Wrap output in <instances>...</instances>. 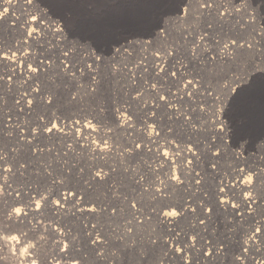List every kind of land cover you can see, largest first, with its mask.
Segmentation results:
<instances>
[{
  "label": "rangeland",
  "instance_id": "1",
  "mask_svg": "<svg viewBox=\"0 0 264 264\" xmlns=\"http://www.w3.org/2000/svg\"><path fill=\"white\" fill-rule=\"evenodd\" d=\"M179 2L33 0V5L19 7V25L8 26L10 16L2 21L0 52L10 59L0 60V83L11 86L0 85V154L13 172L0 177V184L7 180L0 194V220L13 234L35 237L31 242L38 245L30 259L36 264H144L143 257L154 247L151 241L160 236L188 243L195 236L196 248L186 249L193 264H255L234 257L251 243L245 241L253 230L264 225V73L250 76L246 83L254 81L253 87L226 100L223 109L218 104L214 108L213 100L235 74L244 73L250 52L257 63L264 59V0H217L224 6L219 12L214 8L200 15L194 6L187 18L177 14ZM41 10L60 25L62 34L26 27L27 17L39 16ZM41 22L47 24V17ZM33 28L39 37L29 35ZM234 37L243 38L242 43L250 40L255 48L236 53L233 60L208 62ZM196 45L205 49L199 58L190 54ZM22 55L28 59L26 69L18 59ZM193 78L185 88L184 82ZM189 89L193 94L185 95ZM28 100L32 103L25 105ZM49 122L62 133L54 130L47 139L32 140L52 149L34 156L27 131ZM189 146H194L191 151ZM105 147L109 151L102 152ZM165 150L168 157L162 155ZM25 161L27 168L21 167ZM242 175H251L255 183L246 185ZM58 189L78 196H69L59 210L53 196L51 204L36 211L29 195ZM246 192L257 203H250ZM218 198L228 201L226 206ZM190 205L215 211L201 224ZM14 206L28 213L19 223L5 217ZM93 206L95 213L88 211ZM173 208L179 212L175 218L161 212ZM98 239L104 240L102 255L93 251L92 241ZM215 247L223 250L214 257L202 255ZM18 257L5 248L0 264H21ZM148 264L184 262L157 250Z\"/></svg>",
  "mask_w": 264,
  "mask_h": 264
},
{
  "label": "snow or ice",
  "instance_id": "2",
  "mask_svg": "<svg viewBox=\"0 0 264 264\" xmlns=\"http://www.w3.org/2000/svg\"><path fill=\"white\" fill-rule=\"evenodd\" d=\"M24 3L26 5H33V0H24ZM3 4L4 5H11L12 4V0H3ZM195 6V10L197 13H199L200 15H204L206 12H210L211 10H213L215 8V10L217 12L220 11V9L223 7L222 4H217V0H180L179 3H177L175 5L176 7V12L179 16L182 17H189L192 15L193 13V8ZM9 12V7H3L2 9H0V21H4L6 14H8ZM199 17H197L198 19ZM46 16L43 12H41L39 14V16L32 14V19H31V23L34 25L39 26V24L41 23V21L45 20ZM35 28H33V33L35 32ZM32 33H29V35H31ZM243 38H232L231 44H225L224 45V49L222 53H216V54H212L209 55L207 57L208 62H214L217 59H226V58H234L235 54L238 52H245V51H249L251 49L255 48V45L251 43L250 40L244 39L243 43L241 42ZM197 48L200 49V51H197ZM205 51V49L202 48V46L200 45H196L190 52L192 57L195 58H199L202 53ZM165 55H171V52H165ZM251 58L247 61L246 65H245V71L243 74H235V79L225 83L223 85L222 90L216 94L214 96V100H213V106L214 108L216 107V105L218 104L220 109H223L225 107V101L226 100H235L237 97H239L241 94H243L244 92H246L249 88L253 87L254 81L252 83H246L250 76H253L257 73H264V59H262L259 63H257L256 61V57L253 53H249ZM157 55H159V52H157ZM10 59V57L8 56V54L6 52H0V60H8ZM13 63H15V61H13ZM154 66H156L154 64ZM89 67H91V65H89ZM145 67H147L145 65ZM161 71H163V69H161ZM158 75V73H157ZM171 76H176L177 73L172 72L170 74ZM9 79H11V77H9ZM194 79H190L184 82V86L185 88H188V85H192L194 83ZM90 89L92 92L96 91L95 87H91ZM226 89V91L224 90ZM235 89V94H233ZM205 91H209V89H205ZM193 93L191 92V90L189 89L188 91L185 92V95H192ZM211 94V92H210ZM139 95V94H138ZM161 99H167V97H161ZM49 103H52L51 100L48 101ZM17 104L20 103L19 100L16 101ZM32 102L30 100L25 101V105H30ZM165 107H167V105H165ZM20 111H24V107L22 106L20 108ZM214 115L216 114L215 111L213 113ZM8 120H11V117H8ZM75 124L80 123L79 120L74 121ZM51 125V126H49ZM89 125H91V122L89 121ZM54 130L56 132L61 131L60 127L56 124H51V122H49V124H43V123H39L35 126V128H29L27 131V135L25 136V140L28 142V146H29V151L33 152L34 156H37V154H42L43 152L47 151L51 154L52 149L51 148H44L41 146L40 143H36L33 144L32 140H41V139H47L48 136L54 134ZM93 131H95V129H93ZM153 131H155V129H153ZM47 134V135H46ZM156 135H159L158 132H156ZM102 142L106 145L107 141H104L103 138ZM137 147H139V145H137ZM192 147L194 146H189L186 148V150L191 151ZM34 150V151H33ZM102 152H106L109 151L108 148H103L101 149ZM173 155H175V150H173ZM216 156H219L220 153L217 152L215 153ZM65 155H67V153H65ZM162 155L165 157L169 156V152L167 150L162 152ZM196 153L193 152V156H195ZM39 158V157H37ZM0 161H3V164H0V168L3 169L2 172H0V177L3 176L4 173H12L13 172V168L12 167H5L4 165H8L10 163V161L8 160L7 157L3 156L2 154H0ZM172 163H176V161H172ZM181 164L183 163V161L180 162ZM188 164H192L193 160L192 159H188L187 161ZM21 167H28L27 162H22L21 163ZM49 167H51V165H49ZM211 169L214 171L216 164L215 163H211L210 165ZM43 171V168L41 169ZM17 172H19V168L16 169ZM23 174V173H21ZM47 175H51V173H47ZM195 176L198 178L195 180L196 184H200L201 183V174L199 171L195 172ZM101 179H103V177H101ZM175 179L177 181H179L180 183H183V180L181 179L180 176H176ZM240 181H242L243 183H245L246 185H253L255 183L253 177L251 175L248 176L247 179H245V177L242 175L240 177ZM99 182V181H97ZM139 183V181H137ZM53 183H57V177H53ZM223 183V182H221ZM7 185V180L5 179L4 184H0V194H3L5 191V187ZM235 185H233L234 187ZM251 189L249 188V191ZM220 191L223 192L224 188L220 187ZM17 196L22 195V193L17 192L16 193ZM53 196L56 197L55 200V207L58 209L60 207V205L63 203L64 200H67L69 196H78V193L71 190V189H58V190H54L52 194H46L45 192H41V191H37L34 194H30L29 195V199L32 200L35 204L36 207V211H40V209L48 204H51L53 202L52 198ZM246 198L250 201V203H257V201L254 200V198H252L247 192L245 193ZM36 197H38L39 199H35ZM80 199H83V197H79ZM43 201L44 203L41 204L40 202ZM75 204V202H73ZM217 203L220 204H226L228 203V201L226 200H221V199H217ZM129 206L130 208H135L136 205L134 203L129 202ZM25 207H28V205H25ZM191 207V205H190ZM232 207L235 208L237 207L236 204H232ZM191 210L193 213H197L199 212L198 215V219L199 222L201 224H204L206 222V219H210L211 218V214L215 211V209L212 206H208L206 208L205 211V206L204 205H199L198 208L197 207H191ZM88 211H91L93 213H95L97 211L96 207L93 206L91 208L88 209ZM100 211H107L106 209H100ZM118 211V209H113V214H116V212ZM184 211L183 207L180 208V212ZM161 212H163L164 216L170 217V218H175L179 215V212H177L174 208L171 211L168 212H164L163 209H161ZM28 215V213L24 210L23 207H13V209L9 210L8 212L5 213V217L7 220L11 221L14 217L15 218H24ZM160 213H157V216H159ZM249 215H251V213H249ZM3 221L0 220V252H2L5 248H10V251L12 252L13 255H16L17 253H19V257L18 259H21V264H25V262H27V264H36L35 260L30 259L31 256H33L34 251L38 245V241L36 242H31L33 240H35V237H29L28 233L26 232H22V231H18L17 234H13L11 231H7L6 229L3 228ZM17 223H19V219L17 220ZM131 223V221L129 222ZM140 223H143V221H140ZM262 231H264V225H261V227H257L253 230V232L251 233V235L248 237V240L245 241V243H248L249 241H251V243H248V247H243L242 249V255L239 256H235L234 259L235 260H240V259H244V260H250L251 262L254 261L255 264H264V235H261ZM198 235V234H197ZM258 242V243H257ZM104 244V240L103 239H98V240H94L92 241V246H93V251L96 252L97 255H102L101 249L103 247ZM151 244L154 246L153 249L146 253L145 256L143 257L144 259V264H148V259L150 257H155L156 255V251L157 250H162L164 252V255L167 256L169 253H172L173 257L178 260V261H183L184 264H193V259L194 258H186V249L187 248H192L195 249L196 248V237H193V242L192 243H188L187 240L185 241H179L178 239L176 240H165L163 238V236L158 237L157 239H153L151 241ZM175 249V252H172V250ZM64 250L67 251V245H64ZM223 249L220 247H215L213 249H206L202 252V255L204 256H208V257H214L216 255H218V253L220 251H222ZM254 253H261L262 258L257 260L256 256L254 255Z\"/></svg>",
  "mask_w": 264,
  "mask_h": 264
},
{
  "label": "bare ground",
  "instance_id": "3",
  "mask_svg": "<svg viewBox=\"0 0 264 264\" xmlns=\"http://www.w3.org/2000/svg\"><path fill=\"white\" fill-rule=\"evenodd\" d=\"M26 4L24 3V0H12V4L11 5H4L3 4V2L2 3H0V9H2L3 7H9V12H8V14H6V17L5 18H7V17H12L11 19V23H8L7 22V25L8 26H13V27H15V26H17V25H19L20 23H21V18H18L19 16H20V11L18 10V9H20L19 7H22V6H25ZM28 6H30V5H28ZM222 8H224V6L222 7ZM45 15H47V13H46V11H44V10H41ZM48 16H50V14L48 15ZM48 16H46L47 17V24H44V23H40L39 24V28H41L42 30H48V31H51V34H53V35H55V36H58L59 34H62L61 33V31H62V29L60 28V25L56 22V21H53L52 19H50ZM32 19V18H31ZM31 19L29 18V17H27V19L25 20V22H24V24H26V27H28V26H33L34 24H32L31 23ZM138 19V18H137ZM0 25H3V22L2 21H0ZM38 28V29H39ZM39 32V31H38ZM38 32H32V37L34 38V36L36 35L37 37H39V33ZM40 32H42V31H40ZM158 35V34H157ZM160 36V35H159ZM32 39V38H31ZM199 39L201 40L202 38H200L199 37ZM223 51H221V53H222ZM26 55H22V56H20L18 59L20 60V62L24 65L23 66V68L25 67V69H26V63L28 62V59L25 57ZM226 59H229V60H233L234 58H226ZM18 63H16V65H17ZM163 64V63H162ZM182 64H184L183 62H182ZM43 65H46V63H43ZM177 65V64H176ZM19 67H20V65H19ZM160 69H163V68H160ZM27 72H28V70H27ZM31 72V74H33L34 75V72L33 71H30ZM29 72V73H30ZM159 73V72H158ZM2 82H5L4 80L2 81ZM6 84H8L9 86H11L10 85V83H0V85H2L3 87H5L6 88ZM16 87H17V85H16ZM188 89V88H187ZM235 90V89H234ZM186 92V91H185ZM20 104V103H19ZM19 104H17V103H15V105H16V107L17 106H19ZM220 114H221V112H220ZM219 116H222V115H219ZM119 120L121 121V122H125V120L126 119H121L120 117H119ZM220 120H222V117L220 118ZM219 120V121H220ZM60 132V131H59ZM60 133H62V132H60ZM101 177H102V175H100V174H97L96 175V178L98 179V180H100L101 179ZM224 206H226V204H224ZM228 206V205H227ZM61 207H59L57 210H59ZM91 212V211H90ZM18 218H13L12 220L14 221H16ZM164 220H166L165 222H167V223H169L168 222V219H166V218H163ZM171 220V219H170ZM169 225V224H168ZM71 264H77V263H71Z\"/></svg>",
  "mask_w": 264,
  "mask_h": 264
}]
</instances>
